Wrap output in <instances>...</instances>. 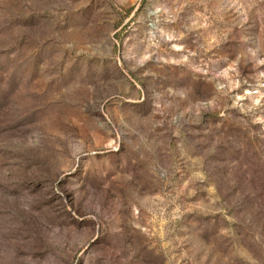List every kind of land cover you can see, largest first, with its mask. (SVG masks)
<instances>
[{
    "label": "rangeland",
    "instance_id": "obj_1",
    "mask_svg": "<svg viewBox=\"0 0 264 264\" xmlns=\"http://www.w3.org/2000/svg\"><path fill=\"white\" fill-rule=\"evenodd\" d=\"M0 264H264V0H0Z\"/></svg>",
    "mask_w": 264,
    "mask_h": 264
}]
</instances>
